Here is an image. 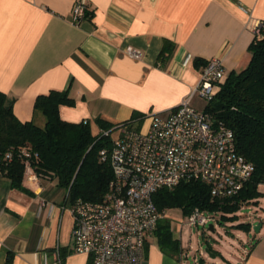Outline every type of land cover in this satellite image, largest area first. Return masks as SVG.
<instances>
[{
    "label": "crops",
    "instance_id": "0c3cea01",
    "mask_svg": "<svg viewBox=\"0 0 264 264\" xmlns=\"http://www.w3.org/2000/svg\"><path fill=\"white\" fill-rule=\"evenodd\" d=\"M74 1L0 0V91L21 121L45 124L34 101L51 89L73 98L59 106L67 121L121 122L165 112L190 94L209 59L221 58L227 74L242 69L253 26L264 21V0H86L87 15L72 24ZM130 47L142 57H130ZM191 102L206 104L196 95ZM24 184L31 193L0 175V264L9 250L12 264H85L73 247L65 190L39 177ZM258 189L264 198V184ZM189 247L168 253L152 235L142 264H182ZM245 262L264 264V237L237 241L234 264Z\"/></svg>",
    "mask_w": 264,
    "mask_h": 264
},
{
    "label": "built area",
    "instance_id": "2783aa9c",
    "mask_svg": "<svg viewBox=\"0 0 264 264\" xmlns=\"http://www.w3.org/2000/svg\"><path fill=\"white\" fill-rule=\"evenodd\" d=\"M87 11L86 0H75L71 23L78 24ZM261 23L253 26L254 35H259ZM127 54L142 57L132 47ZM226 76L221 58L213 57L190 94L175 107L147 115L139 127L117 125L115 138L110 130L103 131L111 136L109 145L99 151L113 172L108 191L98 201L77 198L70 208L73 247L86 256L85 264H142L146 241L166 217V210H159L153 200L157 189L194 179L207 183L212 195L224 198L237 194L250 178L254 165L237 150L233 131L214 123L204 107L191 102L196 95L208 103ZM26 178H37L29 165ZM211 217L195 208L186 215V223L205 225ZM173 225L171 221V229Z\"/></svg>",
    "mask_w": 264,
    "mask_h": 264
},
{
    "label": "trees",
    "instance_id": "16d2710c",
    "mask_svg": "<svg viewBox=\"0 0 264 264\" xmlns=\"http://www.w3.org/2000/svg\"><path fill=\"white\" fill-rule=\"evenodd\" d=\"M247 51L248 63L227 74L204 110L214 123L221 122L233 131L237 150L254 165L252 175L237 194L224 198L212 195L209 185L200 180H182L171 188L161 187L153 193L159 210L179 208L188 215L198 208L212 217L218 214L236 222L233 226L251 229V222L240 221L237 212L245 204L258 203L261 195L258 186L264 184V21ZM198 61L195 58L194 64ZM73 103L67 90L51 89L39 94L34 111L46 119L40 126L32 120H19L5 93L0 91V175L10 179L13 188L32 192L24 184L26 165H29L36 177L54 181L68 192L71 204L77 198L93 201L104 198L113 172L109 161L99 153L111 141L110 134L103 131L112 132L119 124L139 127L146 115L135 113L121 122L101 117L92 123L61 118L59 106ZM170 222L167 217L159 220L153 235L161 249L176 254L181 245ZM12 263L13 253L9 250L5 264Z\"/></svg>",
    "mask_w": 264,
    "mask_h": 264
},
{
    "label": "rangeland",
    "instance_id": "374dc122",
    "mask_svg": "<svg viewBox=\"0 0 264 264\" xmlns=\"http://www.w3.org/2000/svg\"><path fill=\"white\" fill-rule=\"evenodd\" d=\"M94 130L95 127L93 126ZM117 131H112L113 138L117 137ZM34 173V172H33ZM261 197V196H260ZM258 203H252L250 206H243L237 213L240 214V221L251 222V229L246 230L233 226V222L225 217H220L218 214L210 218L205 224H197L188 226L186 223V215H184L179 208H171L166 210V217L173 222V234L180 236V244L182 247L188 248L190 244L192 249L188 257L184 256L182 264H192L195 260L204 259L205 261L227 262L231 260L234 264L237 255V241L239 239L246 240L248 238L257 241L259 238L264 237V198H260ZM262 222L260 231L256 232L253 226ZM213 224L214 231L209 229V225ZM203 249L204 253L200 256H194V251L197 248ZM210 247L216 251V257L210 258L205 252V248ZM190 248V247H189Z\"/></svg>",
    "mask_w": 264,
    "mask_h": 264
},
{
    "label": "water",
    "instance_id": "95a60500",
    "mask_svg": "<svg viewBox=\"0 0 264 264\" xmlns=\"http://www.w3.org/2000/svg\"><path fill=\"white\" fill-rule=\"evenodd\" d=\"M260 227H261V222H259L258 224L254 225V226H253V229H254L256 232H258L259 229H260ZM209 229L212 230V231H214V226H213V224H210V225H209ZM205 252H206L209 256H211L212 258H214V257L216 256L215 252H212L208 247L205 248ZM198 264H203V261H202L201 259L198 260Z\"/></svg>",
    "mask_w": 264,
    "mask_h": 264
}]
</instances>
